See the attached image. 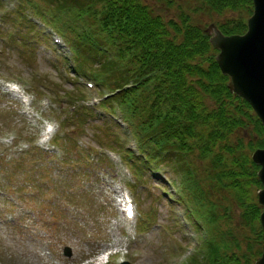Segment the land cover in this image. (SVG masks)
<instances>
[{"label": "rangeland", "instance_id": "obj_1", "mask_svg": "<svg viewBox=\"0 0 264 264\" xmlns=\"http://www.w3.org/2000/svg\"><path fill=\"white\" fill-rule=\"evenodd\" d=\"M145 1L172 21L187 4L192 23L201 29L234 16L202 12L196 20L194 0H176V11L165 10L164 0ZM18 10V0H0V264H97L96 257L110 247L118 253L100 264L186 263L209 228L188 214L192 204L180 168L162 163L139 175L134 160L125 162L121 149L108 146L106 120L114 124L119 143L137 154L116 106L111 113L100 107L110 92L72 71L75 60L67 40L31 11L25 12L27 19L46 37L27 46L26 33L18 31ZM51 85L56 87L49 90ZM74 85L84 93L78 105L92 111L80 120L65 117V109L72 110L61 98L74 92ZM20 93L28 96V104L16 97ZM55 139H61L57 146ZM74 141L91 155L90 162L74 163ZM256 191L252 188L257 202ZM125 192L135 205L130 221L122 210ZM225 194L211 188L206 198L224 203ZM245 235L252 236L248 229Z\"/></svg>", "mask_w": 264, "mask_h": 264}, {"label": "trees", "instance_id": "obj_2", "mask_svg": "<svg viewBox=\"0 0 264 264\" xmlns=\"http://www.w3.org/2000/svg\"><path fill=\"white\" fill-rule=\"evenodd\" d=\"M37 1L18 0L19 10L14 12L27 46L46 37L27 19L25 12L31 11L67 40L75 60L72 71L110 92L100 107L111 113L116 106L135 140L137 154L119 143L108 120L102 121L105 134L110 133L111 142L106 144L121 149L125 162L134 160L139 175L162 163L180 168L192 204L188 214L195 221L204 220L209 228V235L203 236L196 253L184 264H254L261 254L262 207L252 193L261 184L259 166L250 156L264 148V129L248 102L227 88L229 77L214 59L218 51L192 23L187 4L180 6L172 21L148 9L142 0ZM194 1L196 20L202 12L208 16L229 12L234 16L224 15L215 22L219 30L224 35L245 32L251 0ZM164 5L165 10L176 11L172 1L164 0ZM61 98L72 110L65 109L66 118L80 120L92 114L78 105L84 100L78 85ZM54 143L57 146L61 139ZM71 143L74 163L91 161L86 149ZM64 152L66 158L68 148ZM211 188L225 191L224 203L206 198Z\"/></svg>", "mask_w": 264, "mask_h": 264}, {"label": "water", "instance_id": "obj_3", "mask_svg": "<svg viewBox=\"0 0 264 264\" xmlns=\"http://www.w3.org/2000/svg\"><path fill=\"white\" fill-rule=\"evenodd\" d=\"M251 4L244 33L224 35L215 23L207 24L202 32L218 51L214 59L220 72L229 77L227 88L248 102L264 129V0H251ZM250 157L259 166L257 178L261 186L256 195L263 207L259 214L261 254L254 264H264V148L253 150ZM63 253L69 256L70 249L64 247Z\"/></svg>", "mask_w": 264, "mask_h": 264}, {"label": "flooded vegetation", "instance_id": "obj_4", "mask_svg": "<svg viewBox=\"0 0 264 264\" xmlns=\"http://www.w3.org/2000/svg\"><path fill=\"white\" fill-rule=\"evenodd\" d=\"M170 1H172L174 4H176V0H170ZM143 3H144L146 6H148V7H147L148 9H150L151 11H153V9L151 8V5H150L147 1L143 0Z\"/></svg>", "mask_w": 264, "mask_h": 264}, {"label": "bare ground", "instance_id": "obj_5", "mask_svg": "<svg viewBox=\"0 0 264 264\" xmlns=\"http://www.w3.org/2000/svg\"><path fill=\"white\" fill-rule=\"evenodd\" d=\"M17 96H19V95H16V97H17ZM48 135H49V131L45 130L44 133H43V137H44L45 140L48 139ZM133 219H134V218H133ZM99 261L102 262V260H99Z\"/></svg>", "mask_w": 264, "mask_h": 264}, {"label": "snow or ice", "instance_id": "obj_6", "mask_svg": "<svg viewBox=\"0 0 264 264\" xmlns=\"http://www.w3.org/2000/svg\"><path fill=\"white\" fill-rule=\"evenodd\" d=\"M129 216L132 215V212H131V207L129 206V212H128Z\"/></svg>", "mask_w": 264, "mask_h": 264}]
</instances>
